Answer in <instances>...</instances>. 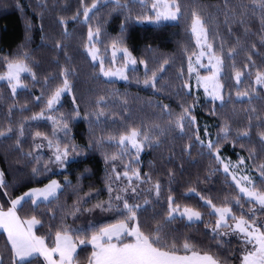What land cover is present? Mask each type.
<instances>
[{
  "label": "trees",
  "instance_id": "1",
  "mask_svg": "<svg viewBox=\"0 0 264 264\" xmlns=\"http://www.w3.org/2000/svg\"><path fill=\"white\" fill-rule=\"evenodd\" d=\"M94 2L0 0V74L8 60L23 58L25 53L31 75L35 74V79L23 75L25 87L15 93L8 83L0 82V132L4 133L0 135V173L5 185L0 188V209L7 210L11 200L56 180L62 187L55 198L36 205L28 199L17 209L21 220L35 216L41 221L35 234L53 247L55 233L62 227L72 229L74 238L84 233L90 237L93 231L126 219L121 212L95 207L109 200L111 183L113 196L116 190L127 188L120 194L129 204L139 205L135 224L145 234H153L159 226L162 243L175 244L179 255L190 254L182 247L187 240L196 250L219 257L220 264H242L245 245L229 232L213 238L217 216L205 200L218 207L231 201L237 218H252L257 210V204L239 193L222 170L214 151L233 160L245 158L254 173H261L264 83L256 85L254 80L257 73L264 74V10L252 0H178L181 13L175 22L148 24L142 21L153 17L152 0H99L85 21L84 8ZM193 11L202 18L207 40L223 61L221 102L198 98L186 88L189 57L196 53L190 28ZM90 27L100 29L94 41L107 63L110 48L117 42L143 61L144 68L129 69L123 82L104 79L84 50ZM237 72L241 75L236 84ZM153 73L155 87L146 86L145 79ZM65 78L70 94L47 110L49 96ZM244 93L248 97L236 98ZM185 109L189 112L181 129L177 120ZM42 110V118L31 119ZM49 116L60 123L52 124ZM62 124L68 125L67 135L59 130ZM54 127L58 129L55 135ZM131 128L149 135L131 165L140 173V180H132L135 192L123 177L126 163L135 154L121 155L119 145L109 139H118ZM36 133L42 140L55 139L61 148L68 147L69 158L63 166L39 150L42 143L36 142ZM209 142L215 146L211 150ZM114 154L118 158L112 160ZM34 168L38 174H33ZM117 173L120 180H116ZM256 182L264 187L263 180ZM169 195L174 198L173 207L194 208L202 213V220L190 222L178 212L168 222ZM114 203L122 209V201ZM77 207L80 211L72 215ZM132 241V237L124 239ZM92 252L90 245L79 246L74 263L89 264ZM0 261L12 264L11 248L1 232ZM24 264L44 262L36 256Z\"/></svg>",
  "mask_w": 264,
  "mask_h": 264
},
{
  "label": "snow or ice",
  "instance_id": "2",
  "mask_svg": "<svg viewBox=\"0 0 264 264\" xmlns=\"http://www.w3.org/2000/svg\"><path fill=\"white\" fill-rule=\"evenodd\" d=\"M83 2V0H82ZM97 2H94L91 7L84 8V18L87 21L89 13L92 9L97 7ZM118 3V0H117ZM252 3L257 5L261 10H264V0H252ZM152 11L155 13V18L152 22H159L161 20H175L181 13V6L178 0H153ZM192 22L190 25L191 32L196 37L197 47L206 49V51H200L196 56V63L200 62V58L207 55L209 64L212 66V75L208 77L198 78V82L203 83L205 90L207 91L208 85L212 84V92L210 93L214 99H220L218 89L220 85L217 82V76L220 72L221 65L223 63L221 57L217 55L213 50V45L207 40V31L202 18L195 12H192ZM145 19H152L151 17H144ZM75 19V17H73ZM63 23V21H61ZM262 25H264V17H262ZM100 35V29L96 28L95 31L90 27L88 30V44L85 47L88 49V54L93 60L99 59V50L95 48L92 41L98 39ZM117 52L124 54L125 64L123 68H117L113 70H105L103 61H101L100 71L105 77H119L121 79H128L125 75V69L129 64H135L136 61L131 57L127 48H121L117 46V42H113L112 54L115 58ZM27 53L24 54L23 58L16 60H8L5 67L6 72L0 75V80H6L13 93L16 92L17 88L24 87L21 82L22 73H31V67L25 62ZM143 63V61H141ZM166 63V62H165ZM202 67L204 65H201ZM162 70V69H161ZM195 71L192 64V58L189 57V72ZM67 75V73H63ZM241 73H236V79L239 82ZM33 79L35 74L32 73ZM156 74L153 73L151 79H145L144 84H149L155 87ZM256 82L258 84L264 83V74L257 73ZM65 92H71V85L67 78H65L60 86H58L52 94L49 96L46 104L47 110H52L56 104L59 103L61 96ZM243 95H247L244 93ZM37 99H41L37 97ZM189 109H185L184 113L177 120V126L183 127L182 121L188 115ZM78 114V113H77ZM103 115V113H99ZM44 116L42 110L36 116L31 119H39ZM48 119L52 120L54 125L60 122L55 117L49 116ZM67 124H62L59 130H64L67 135ZM58 129L54 127L53 135ZM11 131V129H9ZM225 131H227L225 129ZM21 134L23 131L21 130ZM0 135L4 133L0 132ZM39 137L41 134L36 133ZM247 135V133H244ZM47 139V137H45ZM109 139L117 143L120 147V154H127L129 146L134 149L137 153L135 159L138 160L139 152L143 150L144 144L149 140V135L146 132H142L139 128H131L125 133L120 134L118 140L116 137H109ZM264 139V135H262ZM201 143H203L201 141ZM48 146L54 148V163L63 166L64 162L69 156V149L67 146L61 148L59 143L53 144L52 140H48ZM207 147L211 150L215 146L212 142H209ZM72 151H76L73 147ZM218 151V150H217ZM117 155L111 157L112 160L117 159ZM108 157H106V160ZM219 161V156H217ZM223 163V161H220ZM240 163H244L241 159ZM232 168H236V165H231ZM126 171L123 173V177L128 180V187L132 188L135 192V188L132 187L133 177L136 180H140V173L135 169H131L130 164L125 165ZM261 174L264 175V165L260 166ZM115 172V168L113 169ZM131 171V175L129 172ZM224 172L232 176L233 181L236 183V187L239 189V193L247 197L249 201H255L261 208H264V190H257L255 184L249 176H242L237 179L235 173L230 172L229 165L224 166ZM39 170L34 168L33 174H38ZM3 173H0V188L4 187L2 180ZM121 175L117 173L116 180H120ZM242 181L244 183H242ZM61 184L56 180H51L50 183L45 185L43 188H34L29 192L24 193L16 199L10 201L11 207L7 211L0 209V228H2L8 237V243L11 245L12 253V264H24L30 257L35 254H39L44 258L46 264H74L77 248L82 245H91L93 252L89 259V264H220V259L214 256L210 252H200L189 243L187 240L182 245L185 255H179L177 252L176 245L171 246L162 243V238L159 235L161 229L159 226L154 230L153 234H145L141 231L139 224L130 225L128 221L137 220L136 209L139 205L129 204L128 200L120 193L127 191V188H120L116 190V194L113 196V188L111 183L108 186L109 200L107 202H100L95 207L100 208L103 211H117L121 214H126V219L121 220L118 223L111 224L107 227L100 228L99 231H93L92 235L88 237L87 233L82 236H76L75 238L70 233L73 231L68 227H62L55 233L54 246L49 247L45 242V237L36 236L33 233V228L41 224L35 216L29 219L21 220L17 215L18 206L22 207V204L26 202L25 198L32 200V204L36 205L39 199L45 201L50 198H55L57 191L61 188ZM157 195L160 193V185H155ZM190 191H195L194 189ZM6 194V193H5ZM199 195V193H197ZM202 200L205 198L200 197ZM114 201H122L123 207L120 208L119 204ZM239 204V198L235 201ZM205 203L211 208V214L217 216L212 232L215 234L214 239L219 236L227 235V232L220 231L221 229H229L232 233L237 234L245 245V254L242 257V264H264V224L249 217L245 219L244 216L237 218L232 213L231 201L225 200L222 206H216L211 200H205ZM168 222L173 218L174 213H180L182 217H187L188 221L202 220V213L191 207H184L183 211H180L179 205H174V198L168 196ZM80 211L79 207L75 209L71 214L75 215L76 212ZM235 221L234 224H229L228 220ZM125 237H132L133 241L125 243ZM115 241V242H114ZM251 245L250 248L247 246ZM58 256V259L55 257ZM2 264V261H0Z\"/></svg>",
  "mask_w": 264,
  "mask_h": 264
},
{
  "label": "rangeland",
  "instance_id": "3",
  "mask_svg": "<svg viewBox=\"0 0 264 264\" xmlns=\"http://www.w3.org/2000/svg\"><path fill=\"white\" fill-rule=\"evenodd\" d=\"M152 3H153V0H152V2H151V10H152ZM152 12H153V11H152ZM151 18H152V19H146V20H143L142 22H145V23H148V24H157V23H160V22H168V23H172V22H175V21H176V19H175V20L168 19V20H161V21H159V22H152V21L154 20V18H155V13H154V12H153V17H151ZM191 22H192V21H191ZM191 33H192V32H191ZM192 37H193V40H194V43H195V46H196V53L191 57V58H192V64H193V67L195 68V71H193V72L190 73V72H189V64H188L189 82L186 84V88H187L188 91H191V90H192L195 94H197L198 98L202 96L204 99H208V100L215 101V102H221L222 99H223L222 85H221V82H220V75H221V73H222V65H221L220 72H219V74H218V76H217V82H218V84L220 85V87H219V89H218V94H219V96H220L221 98H220V99H214L213 96L210 94V93L212 92V90H213V88H212V84H209V85H208V89H207V91H206V90H205V86L203 85V83L198 82V78L211 76V75H212V71H213V69H212V66L209 64V60H208V56H207V55L201 57V58H200V62H199V63H196V56L199 54L200 51H202V50H203V51H206V49L198 48V47H197L196 37L193 35V33H192ZM86 44H88V41H87ZM92 44L95 46V48L98 49V47H97V45H96V43H95L94 40L92 41ZM118 47H119V46H118ZM84 50H85L86 54L88 55V57L91 59L92 63H96V64H98V67H99V73L101 74V76H102L104 79H107V80H115V81H118V82L126 81V79H121V78L116 77V76H113V77H105V76L101 73V71H100V68H101V61H103V66H104L105 70H113V71H114V70L117 69V68H123V67H124V64H125V60H124V54H123L122 52H117L115 58H113L112 47H111V48H110V52H109V58H108V59H109V62L107 63L106 60H105L104 55H102V54L100 53V51L98 52L99 59H97V60H93L92 57L88 54V49L85 47ZM98 50H99V49H98ZM128 51H129V50H128ZM129 53L131 54L130 51H129ZM131 57L136 61V63H135V64H129V65H128V67L125 69V75H127V71H128L129 69H133V68H137V67L144 68V64L141 63V61H138L137 59H135V58L132 56V54H131ZM201 65H204V66L202 67ZM5 72H6V70H5L3 73H1L0 75H3ZM23 75H29V76H32L31 73H22V74H21V77H22ZM256 79H257V76H256V78H255V80H254V81H255V84H256V85H260V84H258V83L256 82ZM239 80H240V78H239ZM0 82H6V83H7L6 80H0ZM21 82H22V81H21ZM234 82H235L236 84L238 83V81H237V79H236V74L234 75ZM22 84H23V82H22ZM23 85H24V84H23ZM24 87H25V85H24ZM24 87L17 88L16 91H18V90H20V89H23ZM10 89H11V88H10ZM11 91H12V89H11ZM12 93H13V91H12ZM66 94H70V92H65V93H63L62 96H61V98L63 97V95H66ZM245 97H248V95H243V94H241V95L236 96V98H238V99L245 98ZM60 100H61V99H60ZM59 102H60V101H59ZM56 106H57V104H56ZM56 106H55V107H56ZM55 107H54V108H55ZM48 120H49L52 124H54L52 120H50V119H48ZM205 137H206V138L208 137V134H207V133H205ZM48 140H51V139L42 140L40 137H37L36 142H37V143H38V142L42 143V144H41V147L39 148V150H40L42 153H45V154L47 153V154H49V155L51 156V158L54 160V159H55V157H54V151H55V149H54V148H50V147L48 146ZM117 140H118V139H117ZM52 141H53V144H56L55 139H52ZM263 141H264V139H263ZM143 147H144V146H143ZM142 151H143V150H142ZM142 151H140L139 154H140ZM128 152H132V153L135 154V157L130 158V159L128 160V162L126 163V165H127V164H130V166H131L132 163H133V162H136V160H137V159H135L136 156H137V153H136V151H135L134 149H132L130 146H129V148H128ZM214 155H215L216 158H217V156H219V161H223V163L220 162L221 165H222V170H223V171H224V166L227 164V165H229L230 172L235 173L237 179H240V177H242V176H249V177L252 179L253 183L255 184L257 190H264V187L261 188L260 185H258V186L256 185V184H258V182H256V179L259 178V179H261V180L264 181V175H262L259 171H257L256 173H254V172L249 168V165L247 164L245 158L240 157V158H238V159H236V160H233V159H230V158H228V157L221 156V155L219 154L218 151H214ZM68 158H69V156H68ZM68 158H67V160H68ZM241 159H243L244 163H240ZM67 160H66V161H67ZM231 165H236L237 167H236V168H232ZM132 169H135V167H132ZM135 170H136V169H135ZM226 174L230 177L231 181L236 185V183H235V182L233 181V179H232V176H231L230 174H228V173H226ZM129 175H131V171L129 172ZM242 183H244V182L242 181ZM238 190H239V189H238ZM254 202H255V201H254ZM182 211H183V210H182ZM182 211H181V212H182ZM186 219H187V217H186ZM252 219H255V220L261 222L262 224H264V208H261V207L257 204V210L254 211V212L252 213ZM187 220H188V219H187ZM128 223H129L130 225H132V224H135V221L128 222ZM228 223H229V224H234L235 221L229 219V220H228ZM221 231H223V232H229L231 235H233V236L237 237L238 239H240V237H239L237 234L232 233L229 229H221ZM240 240H241V239H240ZM241 241H242V240H241ZM247 247L250 248L251 245H248ZM245 251H246V249H245ZM244 254H245V253H244Z\"/></svg>",
  "mask_w": 264,
  "mask_h": 264
},
{
  "label": "crops",
  "instance_id": "4",
  "mask_svg": "<svg viewBox=\"0 0 264 264\" xmlns=\"http://www.w3.org/2000/svg\"><path fill=\"white\" fill-rule=\"evenodd\" d=\"M43 187H45V186H43ZM43 187H40V188H43ZM30 191V190H29ZM28 191V192H29ZM59 191V190H58ZM57 191V192H58ZM23 196V195H22ZM26 200H28L29 198H25ZM51 199V198H50ZM29 200H31V199H29ZM32 201V200H31ZM45 200H43L42 198L41 199H39L38 201H37V203L38 202H44ZM8 210V209H7ZM7 210H4V211H7ZM35 228H36V226L33 228V233L35 234ZM0 232L1 233H3L4 235H5V237H6V240H7V242H8V237H7V233L2 229V228H0ZM36 235V234H35ZM9 244V243H8ZM9 246H10V248H11V245L9 244ZM91 246V245H90ZM92 247V246H91ZM36 256H38V257H40L41 259H42V261L44 262V264H46V261L44 260V258L42 257V256H40L39 254H35V255H33L32 257H30L29 259H31V258H34V257H36ZM56 259H58V256L57 257H55ZM75 264V263H74Z\"/></svg>",
  "mask_w": 264,
  "mask_h": 264
}]
</instances>
